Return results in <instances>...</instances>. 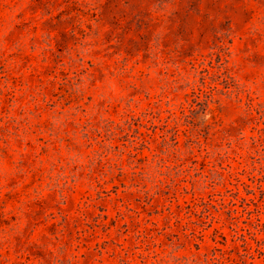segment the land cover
<instances>
[{
	"label": "rangeland",
	"instance_id": "374dc122",
	"mask_svg": "<svg viewBox=\"0 0 264 264\" xmlns=\"http://www.w3.org/2000/svg\"><path fill=\"white\" fill-rule=\"evenodd\" d=\"M0 264H264V0H0Z\"/></svg>",
	"mask_w": 264,
	"mask_h": 264
}]
</instances>
